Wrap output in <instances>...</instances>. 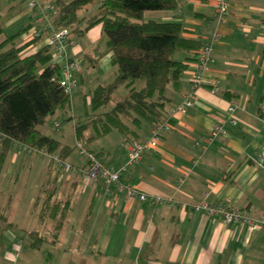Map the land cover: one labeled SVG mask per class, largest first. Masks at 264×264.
I'll return each mask as SVG.
<instances>
[{
	"label": "crops",
	"instance_id": "obj_1",
	"mask_svg": "<svg viewBox=\"0 0 264 264\" xmlns=\"http://www.w3.org/2000/svg\"><path fill=\"white\" fill-rule=\"evenodd\" d=\"M228 4L229 11L221 21L211 0H180L174 10L144 13L146 19L180 21L182 37L199 47L210 41L213 33H219L200 82L193 80L198 50L180 49L175 53L174 58L185 63L186 69L175 85L166 86L170 99L166 112L172 128L162 134L155 150L145 153L120 177L149 197H171L173 202L155 204L150 198L130 201L112 183L101 179L86 183L82 174L62 173L48 159L18 158L24 150L15 142L0 175L9 166L11 183L23 166L43 170L47 164L41 190L53 182L56 197L69 196L70 203L59 241L43 243L39 249L31 248L29 242L25 246L14 231L41 232L45 227L48 234L49 220L36 216L34 204L35 216L31 218H37V223L27 222L32 215L28 211L21 218L18 209L4 213L0 264H264V0H228ZM1 7L6 15L1 21L0 12V41L30 25L15 38V45L23 46V55L44 46V37L33 43L26 40L25 32L36 24L37 12L28 8L26 0H0ZM95 7L86 9L82 16ZM70 41L68 54L106 79L98 84L114 78L117 68L101 42L100 25L83 36L71 35ZM83 70L80 65L77 76L81 77ZM214 78L220 80L218 93L209 87ZM188 95L195 98L193 106L172 115L171 109ZM230 104L236 105L234 124L227 111ZM216 126L225 134L205 140ZM151 128L140 130L142 139ZM117 134L110 132L88 141L93 147L88 149L115 169L125 162L131 143ZM70 152L66 161L80 168L87 165L85 159L70 160ZM181 178L183 183L178 185ZM202 202L243 208L263 225L253 228L239 222L226 223L197 208Z\"/></svg>",
	"mask_w": 264,
	"mask_h": 264
},
{
	"label": "trees",
	"instance_id": "obj_2",
	"mask_svg": "<svg viewBox=\"0 0 264 264\" xmlns=\"http://www.w3.org/2000/svg\"><path fill=\"white\" fill-rule=\"evenodd\" d=\"M53 1L55 13L51 22L54 28H66L70 36L80 37L100 25L101 42L117 68L112 81L93 89L92 108L105 107L119 86L125 85L128 89L110 109L87 113L81 122L75 123L76 140L88 142L110 132L120 134L124 142L142 140V128L155 126L168 117L166 106L170 99L166 86L175 85L186 69L185 63L174 58L175 53L180 49L200 48L198 43L182 37L180 21L144 17L147 11L174 10L180 0ZM93 5H96L94 11L82 16ZM29 27L24 26L0 41V171L15 142L36 150L45 148L49 154L56 153L62 159L72 149L39 128L49 116L70 107V94L65 93L59 83V68L50 64L48 46L23 55V46L15 45V38ZM137 79L143 80V86L138 89L134 87ZM220 95L225 97V94ZM50 185L39 191L34 202V210L38 209L36 215L50 221L48 234L38 229L24 230L34 249H39L43 243L59 241L66 221L69 196L58 199L53 182ZM5 221L4 212L0 210V225Z\"/></svg>",
	"mask_w": 264,
	"mask_h": 264
},
{
	"label": "built area",
	"instance_id": "obj_3",
	"mask_svg": "<svg viewBox=\"0 0 264 264\" xmlns=\"http://www.w3.org/2000/svg\"><path fill=\"white\" fill-rule=\"evenodd\" d=\"M212 7L218 21H221L229 11L228 0H211ZM28 8L35 9L36 24L25 32L26 40L31 41L35 38H43L44 45L48 46L50 52V64L59 68V83L65 93L70 94L75 87V77L80 70V61L77 58L71 57L68 54L67 47L71 43L68 29L54 28L52 25V17L55 13V6L52 3H46L42 0H26ZM219 38V33H213L210 41L203 43L198 49L197 59L195 63V73L193 80L200 82L202 74L207 68L212 52V45ZM209 87L212 92L218 93L220 91V80L214 78L209 82ZM195 98L193 95L186 96L181 103L171 109V114L184 113L193 106ZM236 105L230 104L227 108L229 119L231 123H235L236 119L232 115ZM53 126L58 128L60 123L57 120L53 121ZM172 128V122L168 116L162 122L152 126L151 133L142 140H135L129 143L127 148V158L125 162L117 169L107 166L103 161L96 156L95 153L88 150L86 146L78 142L76 144L79 154L86 155L87 165L83 168L76 167L60 158L56 153L49 154L45 148L33 149L22 144L18 146L28 153H37L47 156L52 163L62 173H80L82 174L86 183H91L96 179H101L107 184H114L117 189L123 192L126 198L130 201L139 199L145 201L151 199L155 204H165L173 202L171 197L152 196L149 197L146 193L140 191L132 185H128L121 181L122 174L128 171L129 168L137 164L142 156L148 151H153L157 147L162 134ZM214 134H225L224 129L220 126L214 127L205 140H211ZM183 183V179L179 180L178 185ZM197 208L205 210L208 214L218 216L224 222H239L249 225L253 228H259L263 225L262 221L251 218L247 211L243 208L228 209L221 204H211L207 202L200 203ZM19 247V245H18ZM17 251V249H16ZM18 252L15 253L17 255ZM150 264H156L150 261Z\"/></svg>",
	"mask_w": 264,
	"mask_h": 264
},
{
	"label": "rangeland",
	"instance_id": "obj_4",
	"mask_svg": "<svg viewBox=\"0 0 264 264\" xmlns=\"http://www.w3.org/2000/svg\"><path fill=\"white\" fill-rule=\"evenodd\" d=\"M0 12L2 14L1 21H3L6 13L5 11H3L2 7L0 8ZM80 65L84 69L83 75L81 77L80 76L75 77V87L70 93V107L66 111H60L54 115L49 116L46 122L43 125L39 126L42 132L62 141L63 144L68 145L70 148H72L70 152L71 153L70 160L72 161H78L77 158L82 160L85 159V161L87 160L86 155L79 154L78 148L76 146L78 141L75 138V132H74L75 123L81 122L87 113H93V112L98 113L110 109L111 106L115 102L122 99L128 91L125 85L119 86L114 92L112 100L105 107L93 109L91 105L92 90L94 89L96 84H98V82L100 81L105 82L106 79L98 76V73H95L85 62L80 63ZM112 79H110L109 81H112ZM142 85H143V80L141 79H137L134 82V87L137 89L140 88ZM54 120H57L60 123V126L58 128L53 126ZM80 143L86 146L87 148L89 147L93 148L90 144L88 146V142H80ZM15 147L16 145L13 146V148ZM21 152L22 153L18 154L17 156L18 158L25 157L28 158L29 160L30 158H35L37 161L40 159L49 160L47 156L41 154H33L24 151ZM45 166L43 170H41L40 167L37 168V166H33V167L31 166L32 168H30L25 165L21 169H18L20 168V166H18L17 167L18 173H16V179L14 181L12 180V182L10 181L11 183H9L10 167L7 166L6 170L1 172L0 209L5 214H9L13 212V210L15 209H18L17 211V213L19 214L18 217L22 216L26 211L32 214L33 212L32 207L35 202V199L39 191H41V188L43 187ZM10 177H12V173ZM11 179L12 178H10V180ZM37 211L38 209L35 210L36 213ZM35 212L30 216L28 215L29 218L27 219V222L36 221L37 223L38 221L37 218H31L35 216ZM44 228H41L42 230L41 232L45 234ZM14 231L18 232L21 238H23L24 240L23 244L26 246L27 243L29 242V238L25 236L24 233L18 229Z\"/></svg>",
	"mask_w": 264,
	"mask_h": 264
}]
</instances>
